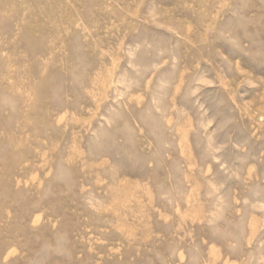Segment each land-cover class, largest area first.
Returning a JSON list of instances; mask_svg holds the SVG:
<instances>
[{
    "label": "rangeland",
    "instance_id": "1",
    "mask_svg": "<svg viewBox=\"0 0 264 264\" xmlns=\"http://www.w3.org/2000/svg\"><path fill=\"white\" fill-rule=\"evenodd\" d=\"M0 264H264V0H0Z\"/></svg>",
    "mask_w": 264,
    "mask_h": 264
}]
</instances>
